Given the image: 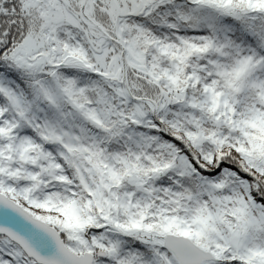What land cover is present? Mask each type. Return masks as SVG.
<instances>
[{"label": "snow or ice", "instance_id": "obj_1", "mask_svg": "<svg viewBox=\"0 0 264 264\" xmlns=\"http://www.w3.org/2000/svg\"><path fill=\"white\" fill-rule=\"evenodd\" d=\"M0 264H264V0H0Z\"/></svg>", "mask_w": 264, "mask_h": 264}]
</instances>
